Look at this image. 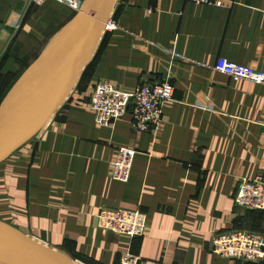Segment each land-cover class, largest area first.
<instances>
[{
    "label": "crops",
    "instance_id": "crops-1",
    "mask_svg": "<svg viewBox=\"0 0 264 264\" xmlns=\"http://www.w3.org/2000/svg\"><path fill=\"white\" fill-rule=\"evenodd\" d=\"M84 1L0 0V75L37 62ZM223 1L116 0L114 28L68 99L0 165V222L78 264H119L126 251L141 264H264L219 259L209 246L224 231L264 234V213H240L232 199L240 179L264 182V85L211 70L222 58L264 72V0ZM165 81L173 99L156 134L133 131L130 114L95 125L97 82L130 92ZM118 148L137 152L125 184L110 176ZM103 208L138 209L148 228L135 239L98 230Z\"/></svg>",
    "mask_w": 264,
    "mask_h": 264
},
{
    "label": "built area",
    "instance_id": "built-area-1",
    "mask_svg": "<svg viewBox=\"0 0 264 264\" xmlns=\"http://www.w3.org/2000/svg\"><path fill=\"white\" fill-rule=\"evenodd\" d=\"M65 1V0H61ZM159 1V0H155ZM198 5L224 8L223 0H177ZM69 2V1H68ZM70 3V2H69ZM72 2L70 5H73ZM114 28L111 23L105 31ZM171 58L191 65L206 67L187 60L174 51L163 50ZM235 81H247L264 85V72L236 65L219 58L211 67ZM174 88L169 81L145 84L127 92L108 82H97L93 88L89 109L94 123L100 128H109L125 115L131 116V127L137 133L156 134L163 118V107L173 99ZM264 129V122L262 124ZM137 152L132 148H118L111 163L113 181L127 183ZM233 203L240 213H264V182L261 178L240 179L233 194ZM94 226L117 236L129 239L140 238L148 228L147 214L140 210L103 208L94 217ZM210 252L219 259L246 263H264V234L242 229L224 231L211 239ZM142 260L130 251L121 253L119 264H141Z\"/></svg>",
    "mask_w": 264,
    "mask_h": 264
},
{
    "label": "water",
    "instance_id": "water-1",
    "mask_svg": "<svg viewBox=\"0 0 264 264\" xmlns=\"http://www.w3.org/2000/svg\"><path fill=\"white\" fill-rule=\"evenodd\" d=\"M116 0H85L35 73L0 106V165L29 144L68 99ZM0 264H78L0 222Z\"/></svg>",
    "mask_w": 264,
    "mask_h": 264
},
{
    "label": "rangeland",
    "instance_id": "rangeland-1",
    "mask_svg": "<svg viewBox=\"0 0 264 264\" xmlns=\"http://www.w3.org/2000/svg\"><path fill=\"white\" fill-rule=\"evenodd\" d=\"M65 29L63 31H65ZM35 62H33L31 64V66L27 67V69L23 73L22 72H12V73L4 72L3 74L0 75V106L4 102L5 99H7L10 95H12V92L14 91L15 87L17 86V84L20 83L22 77L26 76L27 74H29L31 69H33V66H35L38 61L36 63ZM26 72H27V74L24 75ZM6 85H10V88H9L8 91L3 93V91H5L3 89H5L4 87Z\"/></svg>",
    "mask_w": 264,
    "mask_h": 264
},
{
    "label": "bare ground",
    "instance_id": "bare-ground-1",
    "mask_svg": "<svg viewBox=\"0 0 264 264\" xmlns=\"http://www.w3.org/2000/svg\"><path fill=\"white\" fill-rule=\"evenodd\" d=\"M63 32H64V31H63ZM63 32L60 33V34H59L54 40H52V41L49 43V45H48L47 48L45 49L44 53H42V55H41L40 59L38 60L37 64H36L35 66H33V69H31V71L29 70L30 73L27 74V72H28V71H27V72L24 74V75H26V74H27V75L22 77L20 83L17 84V86L15 87L14 91L12 92L13 94H15V93L21 88V86L27 81V79L30 78V77L35 73L36 69L38 68L37 65H40V64L44 61V59L47 58L46 56H47L48 52L50 51V49H52V47L54 46V44L58 41L59 37L61 36V34H63ZM13 94H12V95H13ZM9 95H10V94H9Z\"/></svg>",
    "mask_w": 264,
    "mask_h": 264
}]
</instances>
